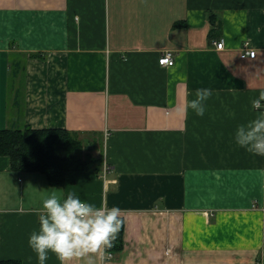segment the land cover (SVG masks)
<instances>
[{
  "label": "crops",
  "instance_id": "1",
  "mask_svg": "<svg viewBox=\"0 0 264 264\" xmlns=\"http://www.w3.org/2000/svg\"><path fill=\"white\" fill-rule=\"evenodd\" d=\"M261 89L264 0H0V129L66 128L99 167L54 185L0 155V260L38 264L42 199L74 191L121 208L123 244L67 264H264V156L232 138Z\"/></svg>",
  "mask_w": 264,
  "mask_h": 264
},
{
  "label": "clouds",
  "instance_id": "2",
  "mask_svg": "<svg viewBox=\"0 0 264 264\" xmlns=\"http://www.w3.org/2000/svg\"><path fill=\"white\" fill-rule=\"evenodd\" d=\"M213 92L210 87L196 88L195 97L187 101L185 110L203 116ZM251 108L255 115L237 123L232 138L246 151L264 156V89L251 100ZM121 211L117 205L97 206L74 191L66 195L52 191L42 199L39 227L30 232L28 245L36 253L38 264H46L49 252L56 255L60 264H67L74 257L91 259L88 254L104 252L113 246L125 223Z\"/></svg>",
  "mask_w": 264,
  "mask_h": 264
},
{
  "label": "trees",
  "instance_id": "3",
  "mask_svg": "<svg viewBox=\"0 0 264 264\" xmlns=\"http://www.w3.org/2000/svg\"><path fill=\"white\" fill-rule=\"evenodd\" d=\"M84 142L66 128H33L29 124L0 129V155H8L12 168L44 173L51 184L63 183L70 169H89L97 160L84 153ZM124 224L112 247L122 248ZM114 253V252H113ZM0 264H22L20 259H2Z\"/></svg>",
  "mask_w": 264,
  "mask_h": 264
},
{
  "label": "built area",
  "instance_id": "4",
  "mask_svg": "<svg viewBox=\"0 0 264 264\" xmlns=\"http://www.w3.org/2000/svg\"><path fill=\"white\" fill-rule=\"evenodd\" d=\"M217 43V47L219 48H222L225 44V41L224 39H220L219 41H216ZM243 56H252L254 57L256 55V49L254 48H250V47H245L243 53H242ZM159 62L163 65H173L175 63V58H174V55H173V52L168 50V51H165L159 58ZM114 256V253L111 252V251H107L105 253V257L107 258H111Z\"/></svg>",
  "mask_w": 264,
  "mask_h": 264
},
{
  "label": "rangeland",
  "instance_id": "5",
  "mask_svg": "<svg viewBox=\"0 0 264 264\" xmlns=\"http://www.w3.org/2000/svg\"><path fill=\"white\" fill-rule=\"evenodd\" d=\"M83 151H85V146H84V148H83Z\"/></svg>",
  "mask_w": 264,
  "mask_h": 264
}]
</instances>
